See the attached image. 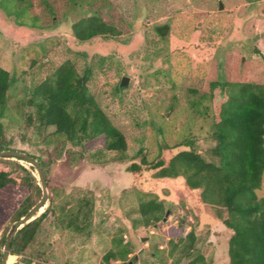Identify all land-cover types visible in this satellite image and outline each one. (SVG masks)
<instances>
[{
  "label": "rangeland",
  "instance_id": "1",
  "mask_svg": "<svg viewBox=\"0 0 264 264\" xmlns=\"http://www.w3.org/2000/svg\"><path fill=\"white\" fill-rule=\"evenodd\" d=\"M89 14L116 25L119 37L75 40L71 23ZM32 17L37 27H17L0 12V66L15 78L2 130L11 149L37 154L43 160L46 155L38 149L35 128L26 123L25 92L66 59L79 71L90 69L89 89L124 134L127 154L135 160L151 161L158 154L168 157L185 148L170 147L186 140L208 158L213 145L207 98L210 82L264 84V0H33L27 23ZM165 23L170 32L164 40L154 26ZM193 44L208 49L213 45L214 51L197 55ZM122 77L127 82L120 86ZM5 165L0 163V168ZM127 165H97L83 159L72 172L59 162L53 165L50 184L62 187L60 191L67 195L94 197V230L88 239L67 230L61 233L49 215L38 234L45 244L36 242L34 247L47 250L52 257L35 259L33 264H102L103 254L112 248L117 235L132 243L126 262L137 254L133 264H170L165 231L178 221L185 232L196 227L195 246L203 252L206 264L228 263L229 231L222 224L209 227L213 212L200 203L196 190L188 189L182 178L155 179L153 168L142 169L139 176ZM140 191L172 208L162 226L132 229L129 220L138 214L131 210L143 196ZM256 192L264 199V172ZM29 193L24 187L14 190L11 184L0 188V238L13 222L18 203ZM154 248L165 251L140 258L139 250ZM18 260L10 255L7 263ZM178 264L189 263L182 259Z\"/></svg>",
  "mask_w": 264,
  "mask_h": 264
},
{
  "label": "trees",
  "instance_id": "2",
  "mask_svg": "<svg viewBox=\"0 0 264 264\" xmlns=\"http://www.w3.org/2000/svg\"><path fill=\"white\" fill-rule=\"evenodd\" d=\"M33 0H0V12L17 27H37L36 17L27 23L26 18ZM145 10H142L144 16ZM156 33L167 39L170 26H154ZM71 35L78 42L95 37L117 38L120 29L96 14L81 16L70 26ZM197 55L212 53L214 46L205 48L193 44ZM91 71H79L71 59L55 66L40 82L25 92L23 104L27 105V124L33 126L39 138L41 156L23 151L36 158L45 174L49 190L48 205L42 213L20 227L10 244V255L19 257L13 264H33L35 259L47 261L51 255L45 249L36 250V242H45L38 236L43 221L50 215L56 230L69 231L88 239L94 230V197L86 194H69L62 187L50 184V172L56 162L72 172L83 159L91 164L127 163L130 171L140 176L142 169L153 168L155 179L182 178L188 189L198 192L200 203L212 210L209 227L222 224L229 231L227 239V264H264V199L258 197L264 172V84L256 82L211 81L209 87L210 137L213 145L210 156L192 146L191 140L170 147L185 148L151 161L135 160L127 154L124 134L112 124L108 115L97 104L89 89ZM15 78L0 66V150L11 149L3 135V125L8 103V92ZM218 87L220 88L217 91ZM195 92V90H192ZM219 94L220 98L216 100ZM206 97V96H205ZM110 154V156H109ZM5 168H0V188L11 184L14 190L22 187L30 193L17 205L11 221L18 220L41 196V189L32 166L18 159L0 158ZM139 192V191H137ZM142 192L131 210L138 214L130 218L133 230L138 225L149 229L162 226V218L171 207L157 196ZM35 196V199H33ZM182 206L184 207L183 203ZM198 218V217H197ZM200 226L198 219L197 227ZM196 227L185 232L182 223L168 226L166 251L172 262L182 259L189 264H206L203 252L197 248ZM4 235L0 238V260ZM124 235L112 238L113 246L102 256V264H127L132 253V243ZM140 258L153 254L160 256L165 250H141ZM133 259V257H132ZM163 263V262H162ZM40 264H44L40 263ZM68 264V263H65Z\"/></svg>",
  "mask_w": 264,
  "mask_h": 264
},
{
  "label": "water",
  "instance_id": "3",
  "mask_svg": "<svg viewBox=\"0 0 264 264\" xmlns=\"http://www.w3.org/2000/svg\"><path fill=\"white\" fill-rule=\"evenodd\" d=\"M218 3H219V8H222L221 2L219 1ZM126 82H127V78L122 77V79L120 81V86L125 85ZM0 158L18 159L19 161H25L27 164L32 166L34 168V171H36V174H37L36 177L38 179V184H39L40 189H41V196L38 199V201L35 204H33L23 216H21L18 220H15L11 223V225H10L6 235H5L4 243H3V247H2V256H1L0 264H7L8 258L10 256V244H11V240H12L14 234L16 233V231L20 227H22L24 224L28 223L29 221H31L32 219H34L36 216H38L40 213H42L44 211V209L48 205L49 190L47 188L46 177H45V174L43 172V169H42L39 161L36 158L30 156L29 154H27L21 150H17V149L0 150ZM167 215H168V211L165 212V215L162 218V222H164ZM154 226H156V225H154ZM140 251L141 250H139V252ZM137 256L138 255L135 254L133 256L132 261L136 260ZM132 261L127 262V264H133Z\"/></svg>",
  "mask_w": 264,
  "mask_h": 264
},
{
  "label": "crops",
  "instance_id": "4",
  "mask_svg": "<svg viewBox=\"0 0 264 264\" xmlns=\"http://www.w3.org/2000/svg\"><path fill=\"white\" fill-rule=\"evenodd\" d=\"M216 225H221L220 223L216 224Z\"/></svg>",
  "mask_w": 264,
  "mask_h": 264
},
{
  "label": "bare ground",
  "instance_id": "5",
  "mask_svg": "<svg viewBox=\"0 0 264 264\" xmlns=\"http://www.w3.org/2000/svg\"><path fill=\"white\" fill-rule=\"evenodd\" d=\"M8 262V261H7ZM8 264V263H7Z\"/></svg>",
  "mask_w": 264,
  "mask_h": 264
}]
</instances>
